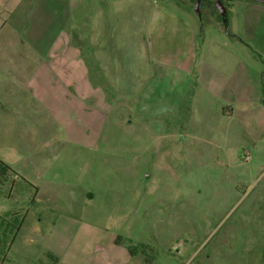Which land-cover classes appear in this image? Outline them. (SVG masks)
I'll use <instances>...</instances> for the list:
<instances>
[{"label": "rangeland", "instance_id": "rangeland-1", "mask_svg": "<svg viewBox=\"0 0 264 264\" xmlns=\"http://www.w3.org/2000/svg\"><path fill=\"white\" fill-rule=\"evenodd\" d=\"M203 1L215 14L221 12L215 0ZM65 2L0 0V45L29 43L34 25L46 20L41 13L54 3L57 12L67 8L74 33L100 34L87 60L110 74L102 83L104 117L71 136L57 121L47 131L52 118L46 123L44 114L20 113L0 97V160L38 188L40 202L31 205L30 191L13 200L0 195V264L50 263L34 256L43 240L62 253V264H126L118 256L121 248L110 245L115 238L126 250L146 252L149 264H264V159H211L215 151L223 154L221 147L210 151L213 124L229 127L223 149L230 157L240 155L241 117L218 122L192 116L189 109L195 62L237 48L242 60H258L256 43L244 30L246 44L231 45L228 37L238 27L231 14H245L246 2H234L226 23L202 18L197 48L185 38L183 0ZM201 3L195 0L194 7L202 14L208 9ZM222 3L226 8L229 1ZM73 42L79 44L77 37ZM14 54L0 51L6 61L0 75L22 71ZM35 103L27 102L34 113ZM31 124L32 131L18 132V126ZM67 218L76 222L67 225ZM22 219L18 234L3 223ZM96 240L107 250L89 256ZM4 244L10 247L2 262Z\"/></svg>", "mask_w": 264, "mask_h": 264}, {"label": "crops", "instance_id": "crops-1", "mask_svg": "<svg viewBox=\"0 0 264 264\" xmlns=\"http://www.w3.org/2000/svg\"><path fill=\"white\" fill-rule=\"evenodd\" d=\"M228 1L222 15L220 12L215 14L210 7L208 11L201 14L199 9L194 7L195 0H183L185 10L180 17L186 22L185 38L189 44L197 48L198 26L202 18L207 22L214 21L218 17L225 21L229 13L226 11L232 9L234 2L238 0ZM239 1L246 2L245 14H231L238 27L237 32L229 33L228 37L232 42L231 45H236L238 42L246 44L242 38L244 30L245 35L256 43L258 60L254 63L242 60L240 54L242 49L237 48L231 49V52L226 55L215 56L212 61L206 59L201 64L194 61L192 65L197 75L190 80L193 84V92L189 98L191 99L189 109L192 111V116L200 113L214 117L218 122H231L233 118L241 117V125L237 127L241 138L240 155L230 157L229 153L223 149L229 144V127L213 124L208 130L209 148L211 151V146L221 147L223 154L219 155L215 151L211 159H243L247 154L251 156V159H264V88L262 85L264 79V4L251 0ZM32 3L33 1L24 3L26 5L23 8ZM64 5H66L65 0ZM47 10V13H41L45 14V22L36 23L33 31L29 33V43L14 40L12 44L0 45V51L3 53H15L11 55L15 58V66L23 68L22 71H18L17 75H0V97L5 105L18 106L19 111H17L20 113L32 116L44 114L46 123L47 116L52 118L51 123L48 121L45 125L47 131L53 130L52 125L57 121L59 123L57 126L73 136L78 132L88 131L92 122V126H97L99 116L104 117L106 91L102 83L108 81L109 76L106 77V75L110 74L100 63L93 68L88 61L89 53L93 52L91 47L98 44L101 39L100 34L95 37L94 31L90 32L88 29L86 33L83 30L80 34L74 33V28L70 21L68 22L67 8L57 12L54 3ZM97 10L102 9L97 7ZM22 12L25 13V11ZM41 14L37 13L33 20L35 22L39 20L38 17ZM61 21L65 22L60 23ZM262 26L263 29L259 33ZM74 36L77 37V43H79L77 45L73 42ZM83 45H86V48H83ZM1 61H6L0 60V67H4ZM30 100L36 101L38 111L35 113L27 104ZM22 101L26 102L23 103V107L27 108L22 107ZM4 115H7V112ZM32 125L28 127L20 125L17 127L18 132L32 131ZM24 135L26 134L22 136ZM36 202L33 207H39L40 202L37 198ZM73 222L76 221L68 219L66 224ZM50 224L54 226L55 223ZM99 241L101 240L91 243V248L87 253L89 256H97L107 250V247L99 244ZM51 242L43 240L34 256L43 258V261L44 258L50 259V263L43 264H62V253H59ZM110 245L115 249L121 248L118 256L123 258L126 264L146 263L145 255L137 252L130 254V251L123 248L120 241L118 242V238L112 240Z\"/></svg>", "mask_w": 264, "mask_h": 264}, {"label": "trees", "instance_id": "trees-1", "mask_svg": "<svg viewBox=\"0 0 264 264\" xmlns=\"http://www.w3.org/2000/svg\"><path fill=\"white\" fill-rule=\"evenodd\" d=\"M262 85L264 88V79L262 81ZM25 191H30L32 193L33 198L31 200V205L32 206L36 205V203H37L36 198H37V195L39 192L38 188L33 186L30 182L26 181L16 171H14L9 165H7L6 163H4L3 161L0 160V195L5 196L7 199L13 200L14 198H18L19 195H20V197L23 198ZM16 215H14L15 216L14 219L18 218V217H16ZM23 220L24 219H22L21 221H17V224H11V222L8 220H4L3 223L4 224L8 223V229L11 228L12 232H15V234H18V232L20 231V228L23 224ZM1 228L3 230H7V228L4 229L5 228L4 225ZM6 237H7V235L4 233L3 238L5 239ZM118 242H119V239H118ZM9 247L10 246H8L7 244H4V247H3L4 252L3 253L5 254V257L3 258L2 262L3 261L5 262L7 260V254L9 251ZM129 251L131 254H134L136 252V250L134 248H130ZM144 253L146 256V263L149 264V255H147L146 252H144Z\"/></svg>", "mask_w": 264, "mask_h": 264}, {"label": "water", "instance_id": "water-1", "mask_svg": "<svg viewBox=\"0 0 264 264\" xmlns=\"http://www.w3.org/2000/svg\"><path fill=\"white\" fill-rule=\"evenodd\" d=\"M198 1H200V0H198ZM251 1H256L258 3L264 4V0H251ZM216 5H217V7H219L221 9L220 13L223 15L225 12V9H224V6L222 4V0H216Z\"/></svg>", "mask_w": 264, "mask_h": 264}, {"label": "flooded vegetation", "instance_id": "flooded-vegetation-1", "mask_svg": "<svg viewBox=\"0 0 264 264\" xmlns=\"http://www.w3.org/2000/svg\"><path fill=\"white\" fill-rule=\"evenodd\" d=\"M200 1L203 3V4L201 3L203 5V9L207 10L210 7L209 5H206L203 0ZM214 4L216 5V0L214 1Z\"/></svg>", "mask_w": 264, "mask_h": 264}, {"label": "built area", "instance_id": "built-area-1", "mask_svg": "<svg viewBox=\"0 0 264 264\" xmlns=\"http://www.w3.org/2000/svg\"><path fill=\"white\" fill-rule=\"evenodd\" d=\"M250 159H251L250 155L247 154V155L244 156L245 162H248Z\"/></svg>", "mask_w": 264, "mask_h": 264}]
</instances>
